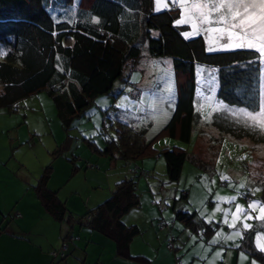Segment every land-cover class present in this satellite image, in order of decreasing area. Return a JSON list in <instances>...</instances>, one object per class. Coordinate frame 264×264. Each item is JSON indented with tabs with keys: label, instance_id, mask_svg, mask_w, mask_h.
Wrapping results in <instances>:
<instances>
[{
	"label": "trees",
	"instance_id": "1",
	"mask_svg": "<svg viewBox=\"0 0 264 264\" xmlns=\"http://www.w3.org/2000/svg\"><path fill=\"white\" fill-rule=\"evenodd\" d=\"M178 17L176 7L153 12V0H0V109L12 113L20 101L45 91L54 101L63 128L74 129L73 122L98 96L111 95L118 80L127 82L124 74L128 67L137 71L143 59L142 46L146 45L150 57L171 60L175 76V103L162 129L163 137L181 143L191 141L199 120L194 109L195 65L202 64L216 69V98L225 105L213 113L210 124L233 138L248 137L264 143V131L254 126L261 122L245 115L258 113L264 106L262 56L247 48L207 52L203 36H182L185 27L175 25ZM103 125L113 129L114 139L106 140L104 151L88 143L90 149L111 157V161H122L128 176L116 183L107 200L77 222L111 239L118 256L147 263L144 257L129 255V244L139 229L121 220L140 204L137 162L162 157L167 181L175 184L186 160L190 156L194 160L193 153L177 147L155 149V138L148 140L144 128L138 130L120 121L111 126L106 117ZM51 171L50 166L44 170L34 191L53 219L72 221L64 204L47 188ZM174 213L185 226L196 230L200 226L191 214L181 210ZM253 234H245L239 247H245L264 264V253L253 248ZM53 252H49L51 264H66L67 247L63 256H53Z\"/></svg>",
	"mask_w": 264,
	"mask_h": 264
},
{
	"label": "rangeland",
	"instance_id": "2",
	"mask_svg": "<svg viewBox=\"0 0 264 264\" xmlns=\"http://www.w3.org/2000/svg\"><path fill=\"white\" fill-rule=\"evenodd\" d=\"M172 7L179 9V17L175 25L185 27L182 31V36L185 39L198 35L203 36L207 52L240 49L224 50L221 45L227 42L226 37L218 38L215 33L206 31L197 33L193 31L190 23H178L185 19L186 13L173 0H159V10H157L158 0H153V12L155 13ZM186 33L190 35L186 36ZM210 46L216 47L218 50L209 51ZM142 51L143 59L140 60L137 71L128 67L124 74L127 82L118 80L113 85L111 95L98 96L95 102L85 109L81 117L73 122L74 129L66 131L63 128L57 116L54 101L45 91L20 101L16 111L12 113L0 109V193L2 194L1 191L4 194L8 193V195L0 197V203L2 198H10L14 188L15 190L21 188V183H18L21 181L18 176L20 169L18 166L21 162L23 165L26 163V168L30 169L31 177L36 173V177L33 176L34 182L25 186V189L32 193L33 202L36 200L33 187L39 176L49 166L53 170L57 168L49 186L59 187L61 182L68 183L67 187L58 195L68 211L77 204H72L70 198L72 188L83 191L88 187L87 185H90V181H86L84 178L69 179L72 173L73 159L76 160L77 155L92 156L95 159L94 165L98 164L101 168V176L113 177L114 172L117 171H122L125 176H128V169L123 167V162L120 160L114 161L113 164L116 163V167L114 166L115 168L113 167L108 172V167L112 166L109 164L111 157L99 154L93 150L94 148L90 149L89 144L83 142V138L86 137L88 141H90L88 138H91L98 144L99 150L104 151L108 147L106 140L114 139V133L109 125H103V118L106 117L111 126L120 121L130 124L138 130L146 129V138L148 140L155 138L154 147L157 150L177 147L190 154L193 153L194 160L191 156V160H186L179 179L180 185L185 186L183 190H187L185 193L189 194L188 198H182L180 191L183 190L181 189L177 196L173 197L172 188H170L169 194L172 197L163 207L161 202L163 197L153 194L156 201L154 204L163 207L165 214H173V209L181 210L191 214L194 223L200 225L197 230L193 227L185 230L186 235L190 236V241L186 243V251L182 252V249H179L176 253V259L181 264L183 262L193 264L194 261L195 264H222L223 259L227 262L230 260L231 253L235 251V247H239L241 238L249 231L254 233L256 247L258 244L264 245V239L258 240V237L264 235V219L258 218L264 216V212L261 211L264 209V143L253 141L248 137L233 138L218 132L210 124L213 113L225 108V105L216 98V69L202 64L195 65L196 101L194 109L199 115V120L193 127L191 141L181 143L176 139L163 137L162 129L168 122L175 103L173 97L175 76L172 62L169 58L150 57L146 53V45L142 46ZM262 58L264 63V56ZM262 78L264 84V68ZM116 92H120V94L114 95ZM259 122H264V119ZM261 137L264 138V136ZM67 138L69 139L65 142ZM111 146L113 147L114 144ZM61 161L70 164L69 174L60 166ZM157 161L154 158H148L142 163L137 162L139 172L136 179L140 188L136 192L139 195L140 203H143L142 209L146 207V202H149L148 197H152L150 190L154 191L155 183L156 188L159 189L160 183L166 178L163 158L161 157ZM11 165L13 167H10ZM12 176H15L16 181L11 179ZM4 180H12L13 186L10 184L8 187ZM174 187L178 190L176 186ZM165 188L168 191V188ZM76 196L74 194V198ZM246 196L251 199L249 202L246 201ZM76 199L79 201L78 196ZM85 202L84 199L79 203L82 208L79 209L81 215L78 217L84 216L83 214L87 211ZM19 203L23 205V201ZM250 205H255V209ZM237 207H240L242 211L238 213ZM165 208L166 210H164ZM82 209L84 212L81 213ZM31 210L33 211V209ZM135 214L136 212L132 213L134 220L137 218L134 216ZM237 216L239 219L234 220V217ZM233 222L235 227L231 226ZM245 223L249 225L248 228H244ZM147 232L150 234L149 231ZM75 233L76 237L81 239V241H75V247H85L87 235L83 236L76 231ZM143 235L148 236L147 233ZM142 237V235L139 236V239L135 241L133 248H135L136 255L147 254L153 257L156 252L155 248L143 247ZM186 239L184 238V240ZM108 247L110 246L100 241L90 242L86 264H105V259L110 264H119L115 260L114 251L110 252ZM174 247L179 248L180 246L174 244ZM204 247L207 248L204 249ZM76 253L68 255L66 264H77L79 257ZM85 253H87L86 247L83 249V254L85 255ZM186 254H188V258L185 259ZM195 255L200 257L194 259Z\"/></svg>",
	"mask_w": 264,
	"mask_h": 264
},
{
	"label": "crops",
	"instance_id": "3",
	"mask_svg": "<svg viewBox=\"0 0 264 264\" xmlns=\"http://www.w3.org/2000/svg\"><path fill=\"white\" fill-rule=\"evenodd\" d=\"M88 139L90 141H88L87 138L84 137L83 142L87 144L91 143L93 145V148L97 147L96 149H98V144L92 141L91 138ZM91 155L92 152L90 153V156ZM159 158L161 157L158 155L154 157L156 161L159 160ZM94 161L95 159L92 158V156L87 157L86 154L83 156L77 155L76 160L73 159L72 173L69 179L72 180L75 177L84 178V180L90 181V185H87L88 187L85 188V190L83 191L72 188V191L70 192V198L72 199V204L77 203L76 206H78V208H76V206H73L71 209L68 208L70 212L67 210V213L69 212L72 215V221L68 218V215H65V218H68L70 220H68L67 222L66 220L58 222L53 219L52 216L47 213V211L39 201L36 193H34V195L36 196L35 198L37 202L36 200H34L33 202L32 193L26 190L25 186H29L31 185V183L34 182V177H36V173L32 174V177L34 176L32 179L29 173L30 169L26 168V163L24 165L23 162L20 163V165L18 166L20 168L18 176L20 177L21 181H19L18 183H21V188H19L18 190H15L14 188L10 198H2V202L0 203V264H51L49 252L60 251L63 244L69 250V254H74L77 252L76 255L78 254L77 256L79 257L78 260L76 259L77 264H86L88 261V246L90 245V242L93 241H100L101 243L109 245V251H114V256L116 258L115 260H117L119 264H175V262H177V251L179 249H182V252L186 251V243L190 241V236L186 235L185 233V230H189L190 227L185 226L183 222H180L175 219L174 209L172 210L173 214H165L166 212H163V207L167 205L166 203H168L169 199L172 196H177L179 189H185V186L180 185L179 180L178 184H172V187L171 183H169V181H167V178H165L163 182L160 183L159 189L156 188L155 183L154 191L150 190L152 197H148L149 202H146V207H144V209H142L143 203H140L136 209H133L131 212L121 218L122 222L126 226H136L139 229V234L135 236L129 244L128 253L130 256L144 257L148 260V262L137 263V261L135 260L133 261L132 259L118 256L115 250V244L111 239L103 236L102 234L96 231L91 230L89 227H81L78 225L77 219L80 218L78 217V215H81L79 209L82 208L79 203L83 202L84 199L86 200L85 209L87 211L83 215L87 214L89 211L95 209L97 206L107 200L114 191L116 183L120 181L121 178L127 176H125L122 171L114 172L113 177L106 175L105 177L101 176V168L98 164L94 165ZM143 161H141V163ZM113 162L114 161H110L109 164L112 166L108 167V172L109 170L111 171L114 166L116 167V163L113 164ZM60 166L63 168V170H67V173L69 174L71 170L70 164L68 165L67 163L61 161ZM10 167H13V165H11ZM55 169L57 170V168ZM55 169L53 170L52 168V174L50 175V178L47 181V188L56 194L58 200L62 202L65 208L67 209L65 203L59 198L58 195L61 193V191L64 190V188L67 187L68 183L61 182L62 184H60L59 187L49 186L50 182L53 180V173ZM11 179L16 181L15 176H12ZM12 180L4 181L7 186L10 187V184H12ZM174 186H176L178 190H176ZM163 187H167L168 191L166 190V188L164 189ZM139 188L140 186L137 185V190ZM170 188H172V196H170L169 194ZM185 191L187 190L180 191L181 196L184 199L188 198L189 195L188 192H186L184 196ZM1 192L2 194L0 193V197L8 195V193L6 192L5 194L3 191ZM74 194L78 196L79 201L76 199L77 196L76 198H74ZM153 194L163 197V201H161L163 207H158L156 206V204H154L156 201L154 199ZM21 201H23V205L19 203ZM31 209H33V211ZM164 210H166V208ZM82 212H84V209L81 210V213ZM134 212H136V214L134 215L135 217H137L136 220L133 219L134 217L132 218V213ZM160 221H163L166 224V227L162 230L157 227V224ZM75 231L79 234H82L83 236L87 235V240H85V247L87 253H85V255L82 254L83 249H85V247H75V241H81L78 236L76 237ZM147 231H149L150 234ZM145 233H147L148 236L143 235ZM96 234L101 236H97ZM141 235L143 236V247H152L151 249L155 248L156 252L153 257L147 254L136 255V252L134 251L135 248L133 247H135V241L139 239V236ZM262 237H264V235ZM184 238L187 239L184 240ZM243 238L244 236L241 238V241L243 240ZM111 242L113 243V245H111ZM169 242H171L173 245L172 251L167 249V244ZM252 243L254 246L253 248L256 251L264 253V251H262L260 247H256L254 236L252 238ZM174 244H177L180 247L176 248L174 247ZM240 245L241 242L239 243V246ZM206 248L207 247H204V249ZM94 251H96V249H94ZM198 257L200 256L195 255L194 259ZM186 258H188V254L185 255V259ZM105 260V264H110L107 259ZM222 261V264H263L254 256L248 254L247 249L245 247H235V251H233V253H231L230 255V260L226 262L225 259H223ZM195 263L196 262L194 261L193 264ZM183 264H185V262H183Z\"/></svg>",
	"mask_w": 264,
	"mask_h": 264
},
{
	"label": "snow or ice",
	"instance_id": "4",
	"mask_svg": "<svg viewBox=\"0 0 264 264\" xmlns=\"http://www.w3.org/2000/svg\"><path fill=\"white\" fill-rule=\"evenodd\" d=\"M184 9L185 19L178 23H190L194 32L215 33L218 38L226 37L221 45L224 50L247 48L264 56V0H173ZM159 10V0L158 8ZM190 35L189 33L185 34ZM218 50L209 47V51ZM253 122L264 119V107L258 113H245ZM264 131V123L254 124ZM227 179V178H225ZM255 209V205H250ZM242 209L237 207V212ZM264 212V209H261ZM250 219L251 217H247ZM264 219V216L258 217ZM239 219V217H234ZM235 227V223L231 225ZM248 228V224L243 225ZM264 237H258V240ZM264 251V245L258 244Z\"/></svg>",
	"mask_w": 264,
	"mask_h": 264
},
{
	"label": "built area",
	"instance_id": "5",
	"mask_svg": "<svg viewBox=\"0 0 264 264\" xmlns=\"http://www.w3.org/2000/svg\"><path fill=\"white\" fill-rule=\"evenodd\" d=\"M222 186H224V185H222ZM246 200L247 201H249V198H246ZM157 226H158V228L159 229H164L165 227H166V224H165V222H163V221H160V222H158V224H157ZM167 249L168 250H173V245H172V243L171 242H169L168 244H167ZM66 251V247H65V245L63 244V246H62V248L60 249V253H53V256H57V255H61V256H63V254H64V252ZM177 264H181L178 260H177Z\"/></svg>",
	"mask_w": 264,
	"mask_h": 264
}]
</instances>
